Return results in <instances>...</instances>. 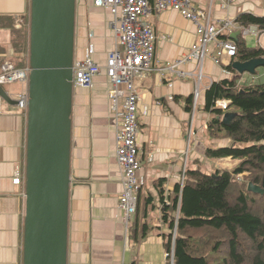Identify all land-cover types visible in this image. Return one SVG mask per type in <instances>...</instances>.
<instances>
[{"label": "crops", "instance_id": "0c3cea01", "mask_svg": "<svg viewBox=\"0 0 264 264\" xmlns=\"http://www.w3.org/2000/svg\"><path fill=\"white\" fill-rule=\"evenodd\" d=\"M193 1L210 10L214 21L236 19L243 12L264 15V0ZM30 7L31 0H0V69L5 62L14 60L10 58L11 52L15 54L14 44L21 42V22L24 15L30 14ZM112 18L108 9L95 6L91 0H77L75 61L86 57V49L92 42L93 58L103 70L91 87H74L67 264H171L166 247L171 230L163 222L158 181L162 180L167 194L172 193L180 182L186 153L190 170L199 169L208 174L219 168L223 163L220 160H234L207 154L209 148L229 145L231 140L206 137V123L212 115L204 110L205 92L213 82L224 78L238 76L240 84L250 78L206 57L202 64L190 61L181 67L188 73L187 77L171 75L167 79L159 71H152L136 79L143 163L139 178L145 186L138 210L126 225L119 207L123 191L122 170L116 157L119 120L110 108L111 83L104 71L108 52L122 49L116 41ZM147 19L158 36L157 62L181 59L196 41L194 23L179 11L153 12ZM262 34L253 36L260 42ZM244 39L247 42V37ZM14 58L17 62V55ZM4 87L12 99L28 90V84L21 82ZM197 90L198 105L188 108L189 98ZM27 111L0 97V264L24 262ZM202 166L209 170L204 171ZM18 174L19 184L14 180ZM150 198L152 202L148 203ZM144 226L148 227L145 235Z\"/></svg>", "mask_w": 264, "mask_h": 264}, {"label": "trees", "instance_id": "16d2710c", "mask_svg": "<svg viewBox=\"0 0 264 264\" xmlns=\"http://www.w3.org/2000/svg\"><path fill=\"white\" fill-rule=\"evenodd\" d=\"M23 19V37L14 44L16 66L29 64L30 14ZM235 20L241 27L253 25L264 32V15L243 12ZM235 40L238 49L232 63L264 58V47L249 46L240 33ZM232 63L225 67L237 74ZM239 79L213 82L205 92L204 106L212 115L207 134L231 140L229 145L209 148L208 156L231 157L239 163L210 174L189 169L184 183H177L168 194L158 181L163 222L171 230L166 247L168 259L173 254V264H264V83L240 84ZM193 98L188 108L192 109ZM221 100L228 101L225 109L218 105ZM227 112L234 117L224 124ZM240 174H246L242 183L236 178ZM249 183L262 192L248 190Z\"/></svg>", "mask_w": 264, "mask_h": 264}, {"label": "water", "instance_id": "95a60500", "mask_svg": "<svg viewBox=\"0 0 264 264\" xmlns=\"http://www.w3.org/2000/svg\"><path fill=\"white\" fill-rule=\"evenodd\" d=\"M76 4L31 0L23 264H67ZM263 65L264 58L232 63L240 74ZM0 97L18 104L2 85ZM233 117L227 112L222 121ZM248 190L262 192L253 183Z\"/></svg>", "mask_w": 264, "mask_h": 264}, {"label": "built area", "instance_id": "2783aa9c", "mask_svg": "<svg viewBox=\"0 0 264 264\" xmlns=\"http://www.w3.org/2000/svg\"><path fill=\"white\" fill-rule=\"evenodd\" d=\"M91 1L95 6L111 12L116 41L122 47L108 52L104 71L111 83L108 91L110 108L119 120L116 157L123 175L119 207L124 212V220L128 225L137 210L138 192L145 186L144 181L139 178L143 163L140 156L137 114L140 94L136 79L152 71H159L167 79H170L171 75L187 77L188 73L181 67L190 61L202 64L206 57H210L218 65L227 66L232 63L238 49L232 35L239 32L243 38L253 34L260 36L261 31L253 25L241 27L230 17L214 21L211 11L196 5L193 0ZM167 10L179 11L194 23L196 41L181 59L162 64L156 61L158 36L147 17L153 12ZM21 23H24V19ZM94 51L95 46L90 42L86 49V57L74 62V87H91L95 77L102 72L103 68L93 58ZM30 71V64L16 66L11 61L5 62L0 69V85L6 86L16 82L28 84ZM169 98L173 99V96ZM198 98L197 90L194 94V108L198 104ZM17 100L21 109L28 110V90L18 93ZM218 104L225 109L228 101L221 100ZM14 180L18 184L21 183L20 175L18 174ZM184 181L183 177L180 183L183 184ZM168 255L167 252V257ZM171 262L173 264V258Z\"/></svg>", "mask_w": 264, "mask_h": 264}, {"label": "rangeland", "instance_id": "374dc122", "mask_svg": "<svg viewBox=\"0 0 264 264\" xmlns=\"http://www.w3.org/2000/svg\"><path fill=\"white\" fill-rule=\"evenodd\" d=\"M247 42L249 43V45H251V46H256L258 43H260L262 46H264V34H262L261 35V41L260 42H258V40H257V37H255V36H253V35H248L247 36ZM15 51H16V49H15ZM11 56H10V58H13L14 60H15V55H17V51H16V53L14 54L13 52H11ZM9 58V59H10ZM14 60H12V62L14 63ZM245 75H247V77H249L250 78V80L249 81H247V84H250V83H256V84H258V83H264V65L263 66H259L257 69H256V72L254 73V74H252V73H248V72H246V74ZM254 78V80L255 81H252V79ZM198 105V104H197ZM219 105V104H218ZM193 109H194V105H193ZM197 109V108H196ZM211 120V117H210V119L208 120V122ZM208 125H209V123H206V127L208 128ZM206 128V129H207ZM206 132H207V130H206ZM208 134H206V137L208 138ZM210 137V136H209ZM220 139H223V138H221L220 137ZM226 139V138H225ZM187 162H188V153H186V157H185V166H184V168H183V171H182V174H181V177H180V181H182V178L184 177L185 179L187 178V171L190 169L189 168V166H188V164H187ZM220 162H223V163H220L219 164V168L218 169H233L239 162L236 160V161H234V160H230V159H228V160H224V161H221L220 160ZM202 168L204 169V171H208L209 170V168H206L205 166H202ZM217 170V169H216ZM215 170V171H216ZM215 171H211L212 173H214ZM245 175L246 174H240V175H236V178H237V180L238 181H240L241 183L242 182H244L245 181ZM173 233H174V237L176 236V230H174L173 231ZM172 256H171V258H169L171 261H172Z\"/></svg>", "mask_w": 264, "mask_h": 264}]
</instances>
